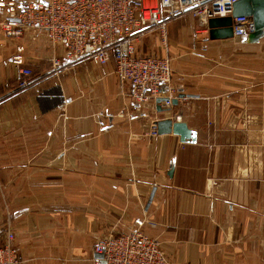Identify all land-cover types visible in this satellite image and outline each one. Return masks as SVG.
I'll return each mask as SVG.
<instances>
[{
    "label": "crops",
    "instance_id": "1",
    "mask_svg": "<svg viewBox=\"0 0 264 264\" xmlns=\"http://www.w3.org/2000/svg\"><path fill=\"white\" fill-rule=\"evenodd\" d=\"M161 37L138 49L170 58L162 95L184 96L158 111L113 61L46 76L49 43L31 30L22 87L0 33V246L11 230L20 264H95V243L139 217L173 264H264V34L211 39L183 15ZM165 118L196 141L151 135Z\"/></svg>",
    "mask_w": 264,
    "mask_h": 264
},
{
    "label": "built area",
    "instance_id": "2",
    "mask_svg": "<svg viewBox=\"0 0 264 264\" xmlns=\"http://www.w3.org/2000/svg\"><path fill=\"white\" fill-rule=\"evenodd\" d=\"M238 0H0V33L15 40L10 62L17 67L19 85H30L32 70L26 64V46L17 42L26 30L41 33L49 43L46 76L58 77L83 61L102 65L113 61L114 73L132 87L136 102L166 97L162 107L171 106L175 89L169 83L170 58L138 49L145 35L158 31L164 42L166 24L183 15L208 20L230 15ZM233 36H244L254 30L250 16L232 17ZM59 52V53H58ZM179 118V117H177ZM151 135L157 126L151 125ZM149 223L135 218L130 228L121 233H109L99 239L93 249L102 254L95 264H173L159 241L145 230ZM154 226H157L154 224ZM14 233L5 232L0 246V264H20L13 246Z\"/></svg>",
    "mask_w": 264,
    "mask_h": 264
},
{
    "label": "water",
    "instance_id": "3",
    "mask_svg": "<svg viewBox=\"0 0 264 264\" xmlns=\"http://www.w3.org/2000/svg\"><path fill=\"white\" fill-rule=\"evenodd\" d=\"M250 16L254 23V30L248 33L250 41H258L264 34V0H238L233 4L230 15L224 17H214L208 20L209 36L211 39H225L233 36L231 20L232 17ZM183 94L171 99L173 104L177 99L183 97ZM167 100L166 97H157L155 102L157 110H162L160 103ZM157 133L163 134L173 132L179 135L181 141L195 142L196 131L189 128L184 121L172 120L170 118L160 119L156 123ZM96 257L102 258V254L96 253ZM104 264V261H102Z\"/></svg>",
    "mask_w": 264,
    "mask_h": 264
}]
</instances>
